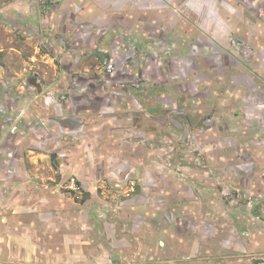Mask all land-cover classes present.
Masks as SVG:
<instances>
[{
  "label": "rangeland",
  "instance_id": "obj_1",
  "mask_svg": "<svg viewBox=\"0 0 264 264\" xmlns=\"http://www.w3.org/2000/svg\"><path fill=\"white\" fill-rule=\"evenodd\" d=\"M58 1L0 0V229L37 234L43 264H264V0H216V16L235 14L228 29L200 25L207 14L184 0L167 3L191 25L187 54L114 17L115 7L92 43H73L42 20ZM70 52L86 73L53 81ZM150 55L187 76L160 92L136 75L118 92L116 72L143 68ZM98 88L117 107L142 101L144 114L125 105L128 123H87L93 135L67 133L73 120L61 117L53 143L39 141L33 100L68 101L75 115L95 105ZM181 221L190 234L175 233Z\"/></svg>",
  "mask_w": 264,
  "mask_h": 264
},
{
  "label": "crops",
  "instance_id": "obj_2",
  "mask_svg": "<svg viewBox=\"0 0 264 264\" xmlns=\"http://www.w3.org/2000/svg\"><path fill=\"white\" fill-rule=\"evenodd\" d=\"M183 1V0H181ZM132 6V8H129L130 11H127V8L129 7V4ZM167 3H172V0H59L54 7H52L51 12L48 13V15H43V22L46 27H53V33H57L58 31H64L66 35L69 36V39L73 43H86L89 41V34L91 31L98 26L103 27V31H105L104 24L106 22H110V20H113L115 22L114 17H119L122 20L125 21H133L137 22L136 25L138 26H144L147 27L149 32L147 31V35L158 38L162 37L167 42L180 44L179 50L180 53L183 54L186 52L188 53L187 47L189 45V34L188 29L190 28V24L187 21V17L183 15H178L173 13L171 10H169L170 7L167 6ZM184 3L186 5V10L192 11V12H198L202 13L205 11V14H207V22H201L200 25L202 26H212L214 23H217L220 25L219 27L228 29V22L227 19L230 21L233 19V16L235 14L229 13L226 10H223L225 12L222 13V15L216 16V10L218 9L219 12L221 10L218 1L216 0H184ZM118 8L116 15L114 17H110L109 11L110 8ZM217 10V11H218ZM186 11V13H188ZM234 12V10H231ZM187 16V15H186ZM111 18V19H110ZM211 18V19H209ZM217 18V19H216ZM34 20V19H33ZM32 20V21H33ZM112 23V22H111ZM109 24V23H108ZM189 27V28H188ZM167 29L169 32H167ZM193 38H195V43L198 45L203 43L205 41L204 35L202 33H199V29L193 28ZM73 33H76L77 36L74 38ZM87 33V34H84ZM106 33V32H105ZM140 37L144 38L145 35H141L137 33ZM106 38H103V36H100L95 40V43L102 42L104 44ZM118 39V38H116ZM112 42V46L114 47V50L122 49V45L118 44L120 41L116 40ZM204 40V41H203ZM203 41V42H202ZM89 42L92 43V40ZM193 44V43H192ZM211 44V43H210ZM209 45V44H208ZM75 47V46H74ZM90 46H85L80 49L79 47L74 48L76 51L87 49ZM73 50V48H72ZM84 55V53H83ZM151 56V55H150ZM150 60L146 61L147 64L143 68L135 69L132 72H129L126 68L124 71H120L119 73L116 72L117 80L119 82H122V84L131 83L134 81L135 77L138 75L141 77L145 75L144 77H151L154 82V88L158 89L160 92L164 91L167 86H169L170 82L172 83V78H185L187 74L183 71V69H179L175 74L170 73L169 69L166 68V64L161 60H157L153 58L154 56H151ZM66 61L62 63V68L55 69L56 73L53 77H56L53 79V81H62L63 77L66 75L62 74H75L76 72H85V69H79L77 60L79 58H76L74 54L68 53L66 56ZM153 59V61H151ZM79 69V70H78ZM137 75V76H136ZM86 75H82L84 77ZM82 84L84 85V78H82ZM112 78V76H110ZM111 78H108L107 81H103V79H99V81H103L107 84V82L111 81ZM143 78V77H141ZM149 79V78H148ZM65 83V82H64ZM85 83H88L86 81ZM120 84L118 89V92H125L124 84ZM132 84V83H131ZM182 85V84H181ZM52 88V84L50 85ZM99 93H97V99L94 100L95 105H85L84 111L82 113L76 112V114H72L71 105L68 101L65 102H59L56 100V98H46L39 100H33L31 105L28 106V115L31 123H38V129L36 130V136L39 138L46 147L51 145L53 142H50V140H53L54 138H57L55 126L58 119L61 117L63 118H70L72 121L73 126H67V133L74 134V133H93L97 132L96 127L88 128L85 125L87 123L93 122L98 123L97 121H102V119L105 121V119L108 117L110 120L105 123L104 125H111V123H115V121L121 120V122H126L124 118V111L123 113H120L121 107L123 106H129L134 107L135 111L134 113L139 115H143L144 112H141V108L146 106L142 103L140 100H133L128 104L127 102H122L123 106L117 107L114 105V103L110 104L107 100V97L109 96L107 92L103 91L102 88H98ZM93 91V90H92ZM95 94V89L92 93V95ZM96 95V94H95ZM58 99V98H57ZM104 99V100H103ZM103 100V101H102ZM102 101V102H100ZM97 102H99L97 104ZM126 103V104H125ZM143 105H142V104ZM95 106V107H94ZM101 106L104 108V111L101 113L97 111V107ZM92 109V110H91ZM67 114V115H66ZM78 114V115H77ZM88 116V117H87ZM96 120V121H95ZM43 121V122H42ZM84 123L81 128L79 127L80 123ZM106 122V121H105ZM52 124L54 136L48 133V130L50 132V129L47 128L44 124ZM103 125V126H104ZM95 126H97L95 124ZM106 138V137H105ZM104 138V139H105ZM42 139V140H41ZM103 140V139H102ZM50 142V143H49ZM107 143L103 145V147H107ZM102 147V148H103ZM108 148V147H107ZM106 148V150H107ZM104 151V150H102ZM186 223L180 222V224L177 226V232L176 234L181 233H189L188 226L186 227ZM193 227H195L193 225ZM192 227V228H193ZM171 236L174 235V233H170ZM35 236L37 234L31 233L26 228L24 229H17V228H1L0 229V264H43L45 263V255L42 250V246L39 245V243L35 242ZM68 241H71L68 239ZM73 246V250L75 249L76 245L72 242L70 243V246ZM57 248V247H56ZM152 248V247H151ZM165 248V247H164ZM163 248V252H166L167 250ZM54 251V249H53ZM60 251V250H56ZM55 251V252H56ZM76 251V249H75ZM57 254V253H56ZM59 255V254H58ZM48 257V255H47ZM154 258V257H153Z\"/></svg>",
  "mask_w": 264,
  "mask_h": 264
},
{
  "label": "bare ground",
  "instance_id": "obj_3",
  "mask_svg": "<svg viewBox=\"0 0 264 264\" xmlns=\"http://www.w3.org/2000/svg\"><path fill=\"white\" fill-rule=\"evenodd\" d=\"M230 37V36H229Z\"/></svg>",
  "mask_w": 264,
  "mask_h": 264
}]
</instances>
